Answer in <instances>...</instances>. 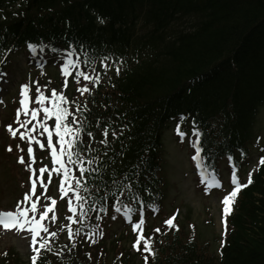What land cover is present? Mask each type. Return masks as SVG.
<instances>
[{
    "label": "trees",
    "instance_id": "1",
    "mask_svg": "<svg viewBox=\"0 0 264 264\" xmlns=\"http://www.w3.org/2000/svg\"><path fill=\"white\" fill-rule=\"evenodd\" d=\"M28 43L48 59L71 50L79 71L99 74L93 81L76 71L65 100L52 104L79 108L83 133L72 161L84 160L87 169L77 174V235L41 250L36 264H264V155L252 158L264 103V0H0V69ZM104 62L116 67L99 73ZM28 68L20 77L29 80L31 97L50 98L49 86L62 83L58 70L50 61ZM5 106L11 109V101ZM172 125L192 134L195 128L205 167L233 164L246 185L227 214L223 206L225 232L201 239L186 210L171 225L150 227L154 254L126 249L124 233L90 243L89 226L105 228L120 209L164 206L163 133ZM0 150L15 160L2 144ZM31 258L14 246L0 251V264H32Z\"/></svg>",
    "mask_w": 264,
    "mask_h": 264
},
{
    "label": "rangeland",
    "instance_id": "2",
    "mask_svg": "<svg viewBox=\"0 0 264 264\" xmlns=\"http://www.w3.org/2000/svg\"><path fill=\"white\" fill-rule=\"evenodd\" d=\"M58 60V58H54L52 62L57 63ZM25 64L26 54L23 52L15 58V63L9 67L10 71H6L5 74L3 73L4 75L0 73V103L4 98V95H2L3 91L14 86L18 77L17 69L23 67ZM63 64L64 60L61 61V70L64 71L65 68L62 67ZM26 100L27 99H25V105H21V108H19L20 111L15 113L12 123L5 122L6 117L9 116V110L0 107V144L4 145L6 150L10 149L9 142L11 141L9 139L11 138V134H9V125H11V127L17 126L19 129H22L29 124L30 119L38 122V119H36L38 116H33L31 110H41L44 106V99L38 101V106L36 108H33L31 102ZM15 108L18 110V105H15ZM259 123L262 128L261 144L264 145V106L260 113ZM178 136L179 135L174 133L173 127L168 128L164 133L163 139L166 148L165 157L167 158L170 182V193L166 205L170 206V209L163 212L162 215H166V212L178 211L179 214L183 216L186 210H189L191 218L193 217L197 223L201 239H210L212 241L213 235L219 234L222 229L220 208L222 206L223 192L219 193L214 189L198 185L196 181L197 176L195 175V166L192 165L191 162V138L187 134L180 140ZM20 153L21 154L18 153L16 164L15 161L11 162L3 158V152L0 150V211H17V206L19 205L20 209L27 211V219L29 221L32 219L36 220V217L39 216L40 213H44V227L41 228L36 237L37 243L32 244L30 229L24 228L18 231L15 228L6 229L0 225V249H5L12 245L22 257L27 259L34 253L33 248H38L40 246V241H45L47 233L49 232V227L46 226V223L49 224L51 222L52 225H54L52 233L55 235H53V238L61 240L65 238L66 235L61 236V234H64V226L66 223L63 220V214L66 212L58 210L56 214L55 207L58 203L57 201L60 200L57 195L58 190H54L52 194H50V190L48 193L50 189V186H48L49 182L41 176L44 171H40L43 167L35 170L33 164L34 158L29 157L28 150L24 153ZM254 154L255 156H252L253 161H255L258 153ZM21 156L24 157V163H21L19 160ZM28 163H31V169L25 166ZM220 167H222V169L224 168L221 178H226L228 168L223 163H220ZM33 181L36 183L34 191L32 190ZM15 185L19 190L16 196L13 195L12 191L8 192L7 190V187L12 189ZM25 194H28L29 199L25 200ZM33 202L36 204L35 211L32 210ZM210 217L213 218L212 222H209ZM139 220L140 219H138V221ZM121 222H123L122 219H119V221L112 223L110 226L111 229L119 230V223L121 224ZM156 223L158 222L155 221L154 224ZM136 224L138 225L139 223L136 222ZM144 225L147 226V220L143 221L142 219L140 220L138 228L140 229V227ZM45 229H47V231H45ZM131 239L132 237H130L128 243H130ZM47 241L50 242L51 239H47ZM53 241H56V239ZM132 245L134 247L137 246L135 243ZM212 245L215 247L217 243H212Z\"/></svg>",
    "mask_w": 264,
    "mask_h": 264
},
{
    "label": "snow or ice",
    "instance_id": "3",
    "mask_svg": "<svg viewBox=\"0 0 264 264\" xmlns=\"http://www.w3.org/2000/svg\"><path fill=\"white\" fill-rule=\"evenodd\" d=\"M27 47L29 49H32L35 47V45H33L32 43H28ZM73 57V52L69 51L68 55L64 57V64L62 65L63 68H67V66L69 64H71L74 67L79 66V61L78 60H74L72 59ZM85 63H88L87 60L84 61ZM107 67V65H105V68ZM117 71H119V69L117 68ZM77 75L78 76H84L85 79H89V80H93V81H98L99 80V75L97 74L95 77L88 75L87 73L81 72L79 70H77ZM27 85H21V105L24 106L25 105V99L24 94H25V89L27 88ZM89 89H87V86H85L83 89H81V91H88ZM39 91V89H38ZM53 92L55 93V90H53ZM41 97L37 96V100H40ZM60 100L63 101L65 100V98L63 96H60ZM20 110L18 109V112ZM45 113L51 114L55 116L56 119V126H55V130H56V134L59 137V143L61 145L60 147V156H63L65 153L67 154L68 160L69 162H71L73 155L75 154V148L77 145V140L75 139L77 134L79 132L82 131L81 128H75L73 129L69 124L67 123H63L64 118H65V114L67 113V109L66 108H62L60 107L58 104L54 106L53 109H48L45 108L44 109ZM32 115L35 116L36 114V109H32L31 110ZM47 118V117H46ZM10 131H13L11 125L8 126ZM44 131L48 132V125L45 124L44 126ZM194 134L196 135V140L193 141V146L196 148V152L197 154H199L201 152V147L199 144V133L198 131L194 128L193 129ZM13 134L14 131H13ZM105 134H107V129L105 128ZM23 135V134H22ZM89 136L93 135L92 133H88ZM113 135H115V133H113ZM65 137H71L70 139H65ZM34 139V137H29V140ZM102 143H107L106 140L102 141ZM48 144L51 145L52 144V134L51 132L48 133ZM65 145H67V147H65ZM43 146V145H42ZM32 146L31 144H29L28 146V153H29V157L31 158L32 155ZM52 157H53V161L54 162H58L60 164V168L64 170L65 176H68V169L65 168L64 166V161L63 160H59L58 159V155H57V151L55 150V148H53L52 150ZM229 159L231 160V157H229ZM19 160L21 163H24V157L21 156L19 157ZM76 163H80L79 160L76 161ZM260 163L262 165H264V157L261 158ZM26 167H28L29 169H31V163H28L25 165ZM81 170L83 171V165H81ZM41 172L44 171L43 168L40 169ZM31 179V177H30ZM75 183L77 186H79L80 181L77 179L75 180ZM232 183L235 185V187L232 188V191L230 193H228L227 195H225L223 197V204H224V212L225 214H227L230 211V207L229 205L234 202L235 197L237 196V193L239 191L240 188L246 187V185L244 184H240L237 178V175L235 173V170L233 171V175H232ZM248 183H251V173L249 174V181ZM36 188V183L35 181H33L32 183V190L34 191ZM75 190V189H74ZM29 199L28 194H25V200ZM77 199H82L79 195L77 196ZM71 207V205H70ZM36 209V204L35 202L32 203V210L35 211ZM81 215H83V213H81ZM41 218H43L44 213H40ZM69 220L72 219V217H68ZM166 224L171 225L172 224V220L169 219L167 221H165ZM0 225H2L4 228H15L16 230H22L24 228H28L31 230V234H32V244H36L37 240L36 237L39 234V229L43 228L44 226L42 224H40L39 220H28L27 219V211L24 209H20L19 205L17 206V211H0ZM134 229L136 228V225H133ZM45 231H47V229H45ZM156 231H159V229H156ZM49 235H55L54 233H49ZM143 239V237H138L137 238V243H139V241ZM42 248H48V242L47 241H40V247L39 248H33V252L35 253L32 256V264H36V260H37V255L40 253V250ZM51 249L49 248V251ZM144 250L145 251H149V252H153V249L150 246V240H145L144 241ZM154 254V252H153ZM145 259H147V257H145Z\"/></svg>",
    "mask_w": 264,
    "mask_h": 264
}]
</instances>
